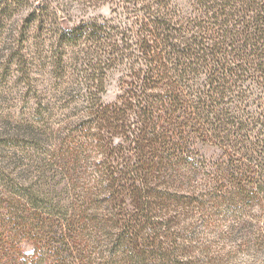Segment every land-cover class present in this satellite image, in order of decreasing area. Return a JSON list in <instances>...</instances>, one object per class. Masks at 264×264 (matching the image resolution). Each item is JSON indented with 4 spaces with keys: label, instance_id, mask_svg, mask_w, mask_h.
<instances>
[{
    "label": "trees",
    "instance_id": "obj_1",
    "mask_svg": "<svg viewBox=\"0 0 264 264\" xmlns=\"http://www.w3.org/2000/svg\"><path fill=\"white\" fill-rule=\"evenodd\" d=\"M79 2L108 16L65 26L59 0H0V80L23 90L18 121L0 118L19 264H200L196 211L242 204L264 225V0Z\"/></svg>",
    "mask_w": 264,
    "mask_h": 264
},
{
    "label": "rangeland",
    "instance_id": "obj_2",
    "mask_svg": "<svg viewBox=\"0 0 264 264\" xmlns=\"http://www.w3.org/2000/svg\"><path fill=\"white\" fill-rule=\"evenodd\" d=\"M59 1H61V12L71 20L65 21L63 23L65 26H71L80 18H88L91 17V15L97 14L108 16L109 13L108 5L94 7L81 2L78 3V0ZM0 45L1 51L3 44ZM1 82H3V84ZM49 82L50 80L43 76L42 88L44 90H51V87L48 86ZM118 91L119 87L117 85L116 76L111 77L107 84L104 100L106 102L111 101ZM22 93L23 90L16 86L14 76L8 81L0 80V114H3L0 118L6 115L7 118L10 116L13 121H18V113L21 108L19 97H21ZM47 94H51V92ZM60 95L61 94L56 96L57 99H51V105H53L56 110H59V106L62 105V100L58 101ZM67 112L68 110H60L58 115L51 120V127L55 132L61 130L60 132L64 134L67 131V123L75 120V118L68 117ZM58 147V144L55 145L53 142L50 144L51 151ZM201 151L204 152L208 158H216V156L220 154L219 151L210 146L202 147ZM52 159L55 160L54 158ZM90 166L91 164L87 166L88 170L86 172L89 177L90 175H95V173H92ZM8 197V193L0 186V264H19L21 262V253L28 252L32 248V244L29 240L27 241L24 238L15 239L13 234H11L15 227H13V224L9 221L11 210H9L7 206ZM223 205L225 207V204ZM228 214L225 210L223 214L219 215L218 213V215H216L212 208L208 206L207 211L204 213L199 210L195 212L194 216L192 215L189 218L188 222H190V225L185 224V228L183 227L184 229L182 230L188 232L198 230L200 236V242L196 246L192 259L198 263L202 260L200 264H264V225L261 222L262 210L258 208L251 210V207L245 208L244 205L240 204L235 214ZM201 216H212L217 222H211L210 224H212V226L203 230V227L200 226ZM235 224H237V227H240V230L236 232L235 236L231 237L229 236L230 233L226 232L229 227L227 225ZM186 236H188V233H185L184 238ZM184 238L182 241L185 242L186 239ZM187 240L186 243H194L190 239ZM203 249L205 251H202ZM196 251L200 252V254H197Z\"/></svg>",
    "mask_w": 264,
    "mask_h": 264
}]
</instances>
